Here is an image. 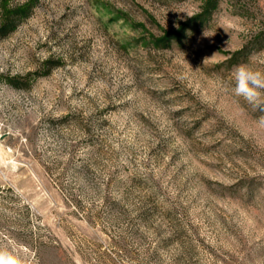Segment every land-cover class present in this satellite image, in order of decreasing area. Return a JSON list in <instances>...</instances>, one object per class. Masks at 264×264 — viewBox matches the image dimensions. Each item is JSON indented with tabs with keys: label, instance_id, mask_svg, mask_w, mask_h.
I'll return each instance as SVG.
<instances>
[{
	"label": "rangeland",
	"instance_id": "374dc122",
	"mask_svg": "<svg viewBox=\"0 0 264 264\" xmlns=\"http://www.w3.org/2000/svg\"><path fill=\"white\" fill-rule=\"evenodd\" d=\"M264 0H0V246L34 264H264Z\"/></svg>",
	"mask_w": 264,
	"mask_h": 264
},
{
	"label": "clouds",
	"instance_id": "9594fccd",
	"mask_svg": "<svg viewBox=\"0 0 264 264\" xmlns=\"http://www.w3.org/2000/svg\"><path fill=\"white\" fill-rule=\"evenodd\" d=\"M232 92L254 109L264 112V71L249 65H238L232 73ZM259 123L264 125V116ZM0 264H34L29 256H21L15 249L0 246Z\"/></svg>",
	"mask_w": 264,
	"mask_h": 264
}]
</instances>
